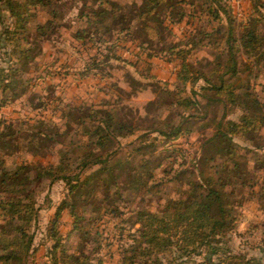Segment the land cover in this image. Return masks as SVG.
I'll use <instances>...</instances> for the list:
<instances>
[{"label":"trees","instance_id":"1","mask_svg":"<svg viewBox=\"0 0 264 264\" xmlns=\"http://www.w3.org/2000/svg\"><path fill=\"white\" fill-rule=\"evenodd\" d=\"M0 1L12 18L9 19L14 21L13 25L11 21L5 22L4 40L15 41L14 48L5 53L8 59L0 60L1 103L26 92V86L19 87L17 64L25 60L26 65L32 51L31 46L19 50L21 40H27L26 35L21 37L22 32H28L27 22L37 10L47 9L49 17L43 23H36V31L44 37L56 31L64 15L59 11L62 0ZM251 1L258 16L251 15L241 28L222 0H140V3L138 0H83L73 36L83 44L85 38L91 39L96 55L103 48L100 41L121 34L111 43V48L119 47V42L126 38L143 52L147 50L146 58L153 57L150 43L162 30L169 29L167 16L181 22L187 15L197 17L204 29L193 33V38L183 36L162 45L160 50L168 56L167 60H177V82L174 88L165 83L155 85V90L159 89L171 101L157 102L160 107L154 115L146 114L143 118L139 114L142 118H138L132 112L134 107L119 99L116 104L103 100L97 107L74 104L60 109L63 121L52 123V127L45 117L31 128L15 126L14 120L3 122L0 129V264H35L31 257L40 212L38 196L60 180L69 191L56 207L48 227L47 237L52 240L50 262L44 264H100L101 260L93 254L101 250L103 236L98 230L93 233V228L98 229L96 223L106 214L117 215L119 205L114 197L124 196L116 187L118 173L111 175L112 160L117 154L121 157L124 148L121 138L140 130H144L141 134L148 139L150 136L155 140L179 138L199 119L213 125L210 136L200 143L203 156L199 181L190 191H184L185 196L166 199L156 209L148 205L134 212L135 219L129 220L130 228H127L128 243L123 248L122 264H151L153 259L157 263L162 254L170 255L168 264H176L178 258L182 262L188 258L208 264H262L260 258L233 254L225 245L238 208L236 203L240 206L244 198L255 201L264 218V81H254L262 72L264 79V0ZM187 5L195 6L192 13L186 12ZM136 29L144 35L138 43L133 35ZM204 47L212 56L198 55ZM16 52L18 63L12 61ZM7 60L9 64L4 63ZM118 88L123 93L126 91ZM158 98L162 99V95ZM152 103L156 102L149 101ZM134 113L138 114V110ZM145 119L148 121L144 124ZM70 127H74V135L59 150L56 161L8 165L9 153L25 150L32 155L39 154L38 145L55 141ZM74 137L78 139L73 140ZM127 162L117 160L115 164L120 166L115 170L127 166V170L134 171L136 166L131 167ZM210 163L215 164L210 166ZM96 166L99 174L93 178L86 175ZM106 171L110 176L103 175ZM145 171L139 169L132 173L127 186L129 192H158L153 189L155 183H147L148 171ZM179 175L180 172L176 177ZM102 204L103 212L95 217ZM63 212L73 219L66 233L60 231L58 221ZM137 224L138 229L133 230ZM262 224L264 228V219ZM90 241L95 242L92 248Z\"/></svg>","mask_w":264,"mask_h":264},{"label":"rangeland","instance_id":"2","mask_svg":"<svg viewBox=\"0 0 264 264\" xmlns=\"http://www.w3.org/2000/svg\"><path fill=\"white\" fill-rule=\"evenodd\" d=\"M86 1L90 2L92 0ZM193 1L198 2V0ZM222 1L227 3L232 15L236 18L238 27H244L251 15L258 16V11L251 0ZM82 5L83 0H62L59 4V11L64 15V18L60 20V25L56 31H50L44 37L36 31V23H43L49 17L47 9L37 10L36 15L27 22L28 32H22L21 34V37L26 35L27 40H21L19 50L29 46L32 47L28 63L25 65V60L18 63L17 52L12 59L20 66L19 87L26 86V92L0 103V129L3 128V122H10L11 120H14L15 126L31 128L39 125L43 121V117L47 121L49 120L47 124L52 127V123H62L63 121L60 120V109H66L74 104L81 106L94 104L97 107L102 105L103 100L116 104L117 100L122 99V103H128L134 107L133 114H136L138 118H142L146 114H156L160 107L158 103L162 104L166 99L171 101V98L164 95L163 92L161 93L159 89L155 90V85L165 83L170 88L175 87L177 82V60L168 61V56L160 49L166 41L181 39L183 36L193 38V33L204 29L198 24L197 17H188L187 15L184 21L181 22L177 18L167 16L171 31L169 29L162 30L161 34L150 43L149 50L154 53L153 57L146 58L145 52L147 50L143 52L139 46L133 45L130 40L128 41L123 37V40L119 42V47L111 48V43L115 42L117 37H121V34L106 37V41H100L99 44L103 48L100 54L96 55V46L92 45L93 41L91 39L85 38V44L82 41L74 40L73 31L77 25V15L82 9ZM193 9H195V6H186V12L192 13ZM84 10L87 9L84 8ZM9 18L12 19L0 1V60L8 59L5 55L6 51H11L15 46V41L9 43L4 40L6 35L2 34L5 22L7 24L8 21H11L12 25L14 24V21ZM196 25H198L197 28ZM141 34L139 29H136L133 34L137 38V43L140 41L139 39H143L144 35L141 36ZM143 53V60H138V56ZM198 55L201 58L212 56L206 47L200 49ZM116 56L120 58L117 59ZM4 63L9 64L10 61L7 60ZM88 68L90 72L87 74ZM262 74L259 73V77L254 81L263 82ZM118 87H122L126 91L123 93ZM161 95L162 99L158 98ZM152 100L156 102L155 105H153L154 103L149 104V101ZM125 110L127 111V109ZM136 110H138V114L134 113ZM203 120L199 119V121L192 123L189 126L190 130L186 131L188 133L170 140L163 137H158L155 140L152 136L149 139L148 137L145 138L141 134L144 130L136 131L128 137L121 138L122 148L124 147L122 155L120 157L117 154L113 158L114 168L110 169L113 172V174L111 173L112 176L118 173L119 179L116 182V187L123 192L124 196L120 199L114 197L119 205L117 206L118 211L115 213L117 215L113 216L114 213L110 212L96 223L98 229L91 226L93 233L98 230L103 236L101 250L93 254L101 260L100 264H122L123 248L128 243L127 228H130L131 223L129 220L135 219L134 212L138 208L148 205L152 209L159 208L166 199L185 196L184 191L187 193L191 190L193 184L199 181V169L202 167L201 160L203 156L200 143L210 136L213 127V125ZM146 121L148 120L143 121L144 124ZM69 123H71V120ZM73 128H68V131L57 136L55 141L38 145L37 151L39 154H34L35 156L25 150L9 153L6 158L8 165L14 167L17 163L23 161H56L59 159V150L71 141L70 137L74 135ZM23 134L25 137V132ZM76 139L78 138H73V140ZM117 160L128 161L129 166H136V168L131 172L125 166L122 168L123 170L116 171V167L120 166L119 163L115 164ZM213 164L215 163H210V166ZM97 169L98 166L88 170L86 175H90L92 178L95 177L96 173L99 174ZM139 169L148 171H145L147 173V183H155L153 189L154 191L158 190L157 193L147 192L142 194L128 191V181L134 175L132 173L139 171ZM178 172L181 175L176 177ZM205 173L208 174V172ZM104 174L110 176L109 171ZM150 176L152 178H149ZM240 190L239 188L237 191L238 197L242 195ZM68 191L66 183L60 180L38 196L37 203L40 212L35 226L34 254L31 257L35 264L50 262L49 253L52 240L47 237L48 227L56 207L67 197ZM244 199L240 206L236 203L238 208L234 213L233 227L227 232V242L224 244L226 248H231L233 254L244 253L248 257H258L260 258L259 261L264 264V228L262 224L264 218L262 210L255 201ZM237 201L239 202V200ZM237 201L234 200V202ZM80 208L84 209L83 207ZM102 208L103 204L100 212L96 214L94 211L95 217L100 216V213L103 212ZM120 211H122V214H120ZM58 221L60 231L66 233L72 226L73 219L69 213L63 212ZM260 224L262 226L258 227L257 225ZM138 227L139 224L134 225L133 230L138 229ZM94 246L95 242H91L89 245L91 248ZM169 259L170 255L162 254L157 263L155 259L150 263L168 264ZM176 262V264H208L206 262L195 263L194 260H188V258L184 262L178 258Z\"/></svg>","mask_w":264,"mask_h":264}]
</instances>
